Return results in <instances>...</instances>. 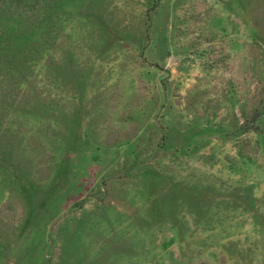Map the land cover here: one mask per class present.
<instances>
[{"label": "rangeland", "instance_id": "1", "mask_svg": "<svg viewBox=\"0 0 264 264\" xmlns=\"http://www.w3.org/2000/svg\"><path fill=\"white\" fill-rule=\"evenodd\" d=\"M0 264H264V0H1Z\"/></svg>", "mask_w": 264, "mask_h": 264}, {"label": "trees", "instance_id": "2", "mask_svg": "<svg viewBox=\"0 0 264 264\" xmlns=\"http://www.w3.org/2000/svg\"><path fill=\"white\" fill-rule=\"evenodd\" d=\"M1 1V0H0Z\"/></svg>", "mask_w": 264, "mask_h": 264}]
</instances>
